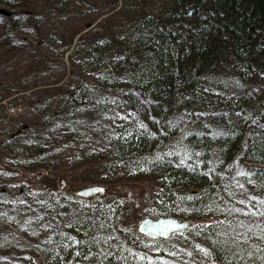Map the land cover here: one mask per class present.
<instances>
[{
    "label": "trees",
    "instance_id": "trees-1",
    "mask_svg": "<svg viewBox=\"0 0 264 264\" xmlns=\"http://www.w3.org/2000/svg\"><path fill=\"white\" fill-rule=\"evenodd\" d=\"M1 8L0 264H264V0ZM81 167L152 189L63 190Z\"/></svg>",
    "mask_w": 264,
    "mask_h": 264
},
{
    "label": "rangeland",
    "instance_id": "rangeland-1",
    "mask_svg": "<svg viewBox=\"0 0 264 264\" xmlns=\"http://www.w3.org/2000/svg\"><path fill=\"white\" fill-rule=\"evenodd\" d=\"M90 172L91 171H89V168L81 167L70 173H62L58 177V184H60L63 190L76 193V190L94 184L92 183V181L87 180ZM149 183L125 182V184H118L113 187L104 185L107 188L105 193L120 195L123 199H126L129 202L131 207L134 208L141 206L145 201L146 196L149 193L148 191L152 189V186ZM100 185H103V183H101ZM131 219L133 220L134 217H132ZM138 222H140V220Z\"/></svg>",
    "mask_w": 264,
    "mask_h": 264
},
{
    "label": "water",
    "instance_id": "water-1",
    "mask_svg": "<svg viewBox=\"0 0 264 264\" xmlns=\"http://www.w3.org/2000/svg\"><path fill=\"white\" fill-rule=\"evenodd\" d=\"M0 11L8 13L5 8H1ZM97 189H103V191H97ZM107 188L104 185L93 184L85 186L76 190V194L79 196L89 197L96 194H104ZM176 225L175 229L168 226ZM189 225L187 220H179L172 216H161L159 218L146 217L139 224V231L152 238L166 237L172 232L186 228Z\"/></svg>",
    "mask_w": 264,
    "mask_h": 264
},
{
    "label": "snow or ice",
    "instance_id": "snow-or-ice-1",
    "mask_svg": "<svg viewBox=\"0 0 264 264\" xmlns=\"http://www.w3.org/2000/svg\"><path fill=\"white\" fill-rule=\"evenodd\" d=\"M141 127H143V125H142ZM244 174H245V173H241V175H244ZM241 187H242V186H241ZM97 191H103V189H97ZM253 199H255V198H253ZM241 203H244V202L241 201ZM236 211H241V210H240V209H236ZM260 215L264 216V212H261ZM168 227H170V228H172V229H175L177 226H176V225H170V226H168ZM196 247H197L198 249L200 248L199 245H197ZM200 250L204 253L205 256H208V255L211 254L210 251H209L208 249H200ZM189 255H191V253H189ZM140 259H144V257H140Z\"/></svg>",
    "mask_w": 264,
    "mask_h": 264
},
{
    "label": "built area",
    "instance_id": "built-area-1",
    "mask_svg": "<svg viewBox=\"0 0 264 264\" xmlns=\"http://www.w3.org/2000/svg\"><path fill=\"white\" fill-rule=\"evenodd\" d=\"M22 108L18 107V106H11L9 108V112L12 114V113H16L18 111H20Z\"/></svg>",
    "mask_w": 264,
    "mask_h": 264
}]
</instances>
